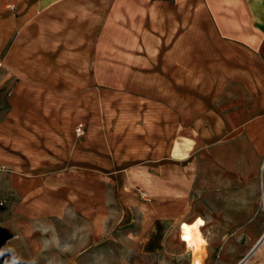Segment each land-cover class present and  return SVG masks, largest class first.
<instances>
[{
	"label": "rangeland",
	"instance_id": "374dc122",
	"mask_svg": "<svg viewBox=\"0 0 264 264\" xmlns=\"http://www.w3.org/2000/svg\"><path fill=\"white\" fill-rule=\"evenodd\" d=\"M183 3L60 0L7 38L0 134L17 167L5 170L23 169V148L36 147L25 145L23 133L32 130L43 136L45 158L59 156L60 182L75 189L66 199L0 189V264L67 262L55 239L67 232L92 236L90 252L67 264H191L194 250L179 240V220L197 214L205 220L204 264H239L261 237L258 257L264 252V192L252 193L257 199L247 207H212L202 177L184 176L186 160L167 156L182 128L232 108L219 105L233 101L238 86L228 78L234 64L226 49L221 62L215 41L179 39ZM196 225L182 223L181 233ZM245 264L261 263L252 254Z\"/></svg>",
	"mask_w": 264,
	"mask_h": 264
},
{
	"label": "crops",
	"instance_id": "0c3cea01",
	"mask_svg": "<svg viewBox=\"0 0 264 264\" xmlns=\"http://www.w3.org/2000/svg\"><path fill=\"white\" fill-rule=\"evenodd\" d=\"M180 1L184 3L179 24L174 30L179 32V39L202 41L206 38L215 41L220 51L216 52L220 53L219 61H225L222 58L226 56L228 63L234 64L228 78L238 86L233 91V101L219 105V107L232 108L225 113L212 112V115L198 119L191 131L186 127L182 128L181 135L174 141L177 147L174 150L171 146L167 156L169 159L186 160V167L181 170L184 176L192 174L202 177L203 184L208 185L207 192H211L209 197L207 192L203 191L202 197L205 200L210 198L209 200L213 202L212 207L216 206L217 201L226 207H247L249 205L247 201L257 197L252 193L264 192V169L261 168L264 161V0ZM59 2L60 0H0V49L13 31H23L27 17L38 15L44 10H51L50 8L58 5ZM171 9L176 7L173 6ZM193 16L195 20L192 21ZM199 17H203L204 22H201ZM188 33H192L191 37ZM224 49H226L225 56ZM37 111L41 112L42 107ZM37 127H40L38 123ZM23 134L31 135L28 139L23 135L27 140L25 145L29 143L36 147L23 148L21 172L5 170V168H15L17 164L11 154H6L5 147L2 146L5 136L0 134V189L6 191L14 188L20 194L23 193V198H30L32 193L49 192L53 197L66 199L65 193L75 189V184L60 182L58 176L59 172L64 170V166L60 164L59 156L46 153L48 157L45 158L42 150V145L45 144L42 135L32 130ZM189 165L196 166L194 172L187 168ZM67 167L73 166L67 165ZM45 174L51 175V178H44ZM157 174L156 171L148 173L152 181H155ZM6 178H8L7 183H1ZM82 188L84 193L90 191L88 183H83ZM83 198L89 200L90 196L84 195ZM68 209L69 214L72 213V207ZM57 212L60 213L59 210H56ZM56 213L53 212V215ZM84 214L86 216V213ZM204 222L203 216L199 214L191 222L180 219L179 240H182L180 228L182 223L197 224L193 231H197L203 238L200 231ZM55 239L58 240L59 245L66 246L56 255L67 256V262L75 255L90 252L92 240L90 232L87 235L67 232L58 234ZM261 239L262 237L252 247L250 253L255 254L256 260L264 264V252L259 257L257 254ZM59 240L63 242L59 243ZM156 250L155 246L146 248L148 252ZM202 253L203 250L199 254L200 264H204ZM192 255L191 264L194 258L193 251ZM67 262L61 263L55 259L51 264H67ZM219 264H222V261Z\"/></svg>",
	"mask_w": 264,
	"mask_h": 264
},
{
	"label": "bare ground",
	"instance_id": "6f19581e",
	"mask_svg": "<svg viewBox=\"0 0 264 264\" xmlns=\"http://www.w3.org/2000/svg\"><path fill=\"white\" fill-rule=\"evenodd\" d=\"M185 237H188L185 239ZM181 238L186 242L187 246L194 250V258L192 264H200V252L203 246L206 244L205 240L200 236L197 231H193L189 228L183 230Z\"/></svg>",
	"mask_w": 264,
	"mask_h": 264
},
{
	"label": "built area",
	"instance_id": "2783aa9c",
	"mask_svg": "<svg viewBox=\"0 0 264 264\" xmlns=\"http://www.w3.org/2000/svg\"><path fill=\"white\" fill-rule=\"evenodd\" d=\"M75 133H76L77 136H80V135L83 134L80 126H78L75 129ZM261 168L264 169V161H262ZM141 196H142V198L147 199V194L146 193L141 194ZM251 255H252V253H250L249 255H247L239 264H245L250 259Z\"/></svg>",
	"mask_w": 264,
	"mask_h": 264
},
{
	"label": "snow or ice",
	"instance_id": "6c2138e0",
	"mask_svg": "<svg viewBox=\"0 0 264 264\" xmlns=\"http://www.w3.org/2000/svg\"><path fill=\"white\" fill-rule=\"evenodd\" d=\"M198 223H202V222H198ZM185 227H187V226H185ZM188 237H185V239H187Z\"/></svg>",
	"mask_w": 264,
	"mask_h": 264
}]
</instances>
